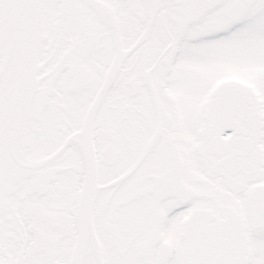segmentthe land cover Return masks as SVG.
Masks as SVG:
<instances>
[{"label": "snow or ice", "instance_id": "obj_1", "mask_svg": "<svg viewBox=\"0 0 264 264\" xmlns=\"http://www.w3.org/2000/svg\"><path fill=\"white\" fill-rule=\"evenodd\" d=\"M0 264H264V0H0Z\"/></svg>", "mask_w": 264, "mask_h": 264}]
</instances>
